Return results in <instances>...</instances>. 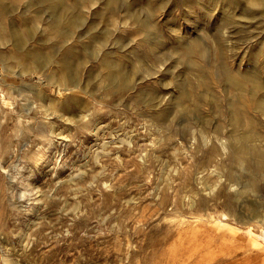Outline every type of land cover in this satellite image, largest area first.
<instances>
[{"label":"rangeland","instance_id":"1","mask_svg":"<svg viewBox=\"0 0 264 264\" xmlns=\"http://www.w3.org/2000/svg\"><path fill=\"white\" fill-rule=\"evenodd\" d=\"M7 1L15 10L5 18L7 28L11 21L24 28L21 20L30 16L36 33L30 43L44 52L52 49L59 37L36 15L35 6L26 8V2ZM101 5L94 0L80 11L92 19ZM241 5L235 10L234 23L248 33L250 42L235 46L234 39L227 37L229 28L216 32L214 24L206 27L208 42L214 49L213 32L222 35L224 60L231 71L238 74L251 68L264 79V13L245 1ZM174 7L169 20L179 28L178 35L183 39L195 35L201 18L185 13L184 5ZM219 11L217 6L211 20L218 19ZM164 16L156 15L162 27ZM125 17L119 10L94 21H98V30L107 28L126 37L136 24ZM124 19L129 20L126 25ZM41 37L46 44L39 43ZM161 38L170 41L167 34ZM66 40L73 42V35ZM12 51L11 44L0 47V264H264V221L237 220V211L248 213L250 209L240 205V200L234 208L228 203L227 196L233 192L226 188L230 184L224 172L228 154L217 153L213 164L225 163L218 167L209 163L203 169L206 165L201 156L212 142L199 146L195 137L200 127L192 123L190 133H181L177 123L183 124L184 117H178L170 128L157 124L149 107L131 100L135 89L113 97L103 96L101 90L90 94L82 90L87 69H97L92 62L80 72L81 82L75 89L59 96L60 82L49 79L55 65L44 72L39 68L23 72L18 64L8 66L5 53ZM211 57L215 60L212 66H203L195 58L199 66L194 73L183 72L182 66H173L169 73L164 64L157 63V76L145 74L137 88L162 91L157 78H163L170 83L167 89L175 91L174 74L182 71L193 83V96L205 92L209 100L216 101L202 100L195 112L207 117L209 125L219 120L226 136L231 129L226 122L229 93L215 77L219 57L214 51ZM143 60L145 68L157 67L148 57ZM135 73L141 75L142 70L136 68ZM71 94L84 101L85 117L70 113L65 114L67 119L57 117L55 108ZM169 95L164 96L165 104ZM245 107L260 130L258 143L264 145V116L250 105ZM52 127L60 133L50 138L54 150L50 148L45 155ZM205 134L213 137L208 130ZM221 190L223 194L217 198ZM248 200L264 205V181Z\"/></svg>","mask_w":264,"mask_h":264},{"label":"bare ground","instance_id":"2","mask_svg":"<svg viewBox=\"0 0 264 264\" xmlns=\"http://www.w3.org/2000/svg\"><path fill=\"white\" fill-rule=\"evenodd\" d=\"M12 1L15 3L26 2V8L35 6L36 15L47 22L59 40L53 43L52 47L50 46L52 49L47 52L42 51L40 46L31 44L30 40L36 39V33L32 26L33 19L30 16H23L21 22L24 28L11 21L8 29L5 18L8 15H13L15 10L7 3V0H0V47L13 45V51L5 53L8 66L18 64L23 72L31 68H39L44 72V68L55 65L54 72L49 75V79L52 82L56 80L57 84L60 82L57 85V92L59 96H61L60 94L63 96L67 90L73 91L81 82L79 75L84 67H88L87 63H96V71H94L95 68L92 69V65L87 69L86 82L84 85L81 84L82 90L89 91V94L90 91L101 90L103 96L113 97L121 96L124 92L135 89L131 93V100L135 104L149 107L150 115L158 121L157 124H164L170 128L178 117H184L183 124L176 122L179 125L177 130L183 134L190 133L192 123L196 124L200 127V134L195 137L198 139L199 146L203 147L212 142L208 149L203 150L201 161L206 165L203 169H206L209 163L217 167L224 164L225 162L213 164V158L219 152L228 154L227 163L229 165L224 172L230 184L226 188L233 191L227 196L228 203L234 208L236 202L242 201L240 205L244 204L243 206L247 210L250 209L248 213L237 211V220L242 223H249L251 218L264 221V205L258 201L248 200V196L255 195L264 181V145L258 143L261 135L260 130L256 127L255 121L247 115L245 107L246 104L250 105L257 115L264 116V79H261L259 73L251 68L239 71L238 74L233 73L224 60L225 38L222 35L216 36V33L213 32L216 46L213 49L208 42L206 30V27L211 24L215 25L216 32L221 27H228L227 37L234 39L235 46L243 42L249 43L248 33L243 32L242 28L238 29L234 23L235 10L245 1L248 6L258 7L264 13V0H174L172 2L169 0H142L137 3H133L131 0H99L102 5L97 9L95 15L92 14V17L94 15L93 18L91 17L92 19H87L80 10L85 3L93 5L94 0H71L74 4L69 0ZM177 4L187 7L185 13L195 14L196 17L201 18V26L195 28V35L190 38L183 39L182 35H178V27L173 26L174 21L169 20V13ZM217 6L220 7V14L218 13V19L213 21L211 19L216 15ZM119 10L123 11L124 15L136 24L135 29H130L128 36L113 34L107 28L98 30L96 27L98 21L95 22V18L105 19L107 15H113ZM158 11L165 15L163 27L156 20ZM201 14L202 16H199ZM126 17L125 19H127ZM243 17L245 18V16ZM125 19L122 22H125ZM128 21L126 20V22ZM126 22L123 24L126 25ZM141 33L144 35L138 38ZM166 34L170 41L165 43L161 37H165ZM72 35L73 42L70 43L66 38ZM83 38H89L90 41H84ZM141 40L145 43L140 44ZM38 41L40 44H46L45 38L38 39ZM137 42L140 47L135 45ZM212 51L219 57V60L215 62V77L222 83L224 90L229 93L227 99L229 110L226 122L231 126V129L227 131L226 136H223V128L219 120L209 125L207 117L200 116L195 112L200 107L202 100L213 104L216 101L209 100L205 92L193 96V83L187 81L183 74L184 71L194 73L196 67L199 66L195 58H199L203 66L205 64L212 66L215 61L211 57ZM145 57L154 61L157 67L153 70L148 69V66L145 68L143 62ZM157 63L164 64L165 71L169 73H172L173 66L184 68L183 72L174 74L172 83L175 86V91L167 89L170 83L163 78H157L163 84L162 91L137 88V84L145 80V74L148 73L150 77L157 76L159 72ZM136 68L142 70L141 75L137 76ZM63 81L66 86L63 85ZM199 83H202L201 79H199ZM162 93L170 94L166 104L165 101L163 102V99H166L164 98L165 94ZM41 99L44 100L43 97ZM83 104L85 105L81 98L71 94L55 108L58 110L57 117L67 119L66 113H70L73 117H85L88 113L83 108ZM52 108L54 109V107ZM76 126L80 128L79 123ZM207 130L213 132V137L206 136ZM58 133L55 128H50L51 136L47 138L45 155L54 144L50 142V138L56 137ZM43 160L44 158L40 159L37 166ZM212 170L217 169L213 168ZM218 193L217 198H220L223 191ZM201 200L205 202V199Z\"/></svg>","mask_w":264,"mask_h":264}]
</instances>
